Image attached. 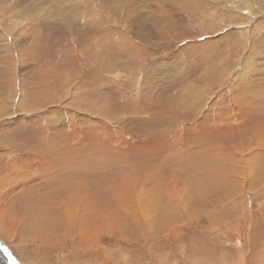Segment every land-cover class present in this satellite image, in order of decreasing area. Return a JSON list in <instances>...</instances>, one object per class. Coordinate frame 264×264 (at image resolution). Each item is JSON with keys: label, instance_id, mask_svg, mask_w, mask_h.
Segmentation results:
<instances>
[{"label": "rangeland", "instance_id": "obj_1", "mask_svg": "<svg viewBox=\"0 0 264 264\" xmlns=\"http://www.w3.org/2000/svg\"><path fill=\"white\" fill-rule=\"evenodd\" d=\"M0 72L11 264H264V0H0ZM11 129L68 153L72 195L123 219L27 222L72 172L29 187L49 154L3 158Z\"/></svg>", "mask_w": 264, "mask_h": 264}, {"label": "bare ground", "instance_id": "obj_2", "mask_svg": "<svg viewBox=\"0 0 264 264\" xmlns=\"http://www.w3.org/2000/svg\"><path fill=\"white\" fill-rule=\"evenodd\" d=\"M2 73L3 72H0V79L2 78V75H1ZM48 77L51 78L50 75ZM210 108H212V107H210ZM5 112H6L5 108H2L0 110V116L4 115ZM7 125H10V124H7ZM8 131H11L7 135V139L9 140L8 150H7L6 154H4L3 158L7 159L8 156H10L14 153H18L19 158L17 160L13 161V162H15L14 163L15 165L18 164V163H16V161H17V162H21L22 165L25 166L26 162L22 161V160H25L27 157L31 158V160L28 158V161H30L31 163H36L40 159V158L38 159L36 157H38L39 155H44V153L49 154L48 155V161H46L47 167L43 170L46 173L42 174L40 170L36 169L37 166L34 167V165L33 166H27L26 165V167L31 168V170L34 171V173L36 175V178H35L36 183L35 184H28V183L19 184V183H16V186L18 188L19 187L24 188L27 186V184L29 187L34 186V185H40V186L52 185L55 182L56 178H58L59 176L67 174L69 172H72L71 175L65 180V182L68 183L66 188H62V189L61 188H51L45 195L31 196L32 200H29L28 202L26 201L27 204H25V207L28 208V210L26 211L28 215H26L25 219H27V222H32L30 220L34 219L35 215H38L39 217L40 216H47L49 218H53V219L55 218L56 223L59 222L64 228H66L67 233L65 234V236L69 237V235L72 233V231L74 229L80 230L81 227L85 224H90L92 222H102L108 218H117V219L121 218V219H123L121 215L112 214V213L106 211L103 207H101V202L91 204L89 201H85L84 203L82 202L83 205H81L82 203L79 202V199H80L79 197H81L82 194L81 195L78 194L75 196L72 195V194H75L74 191L77 190V188L73 190V187L75 186L73 183H76V182H74L75 180L73 179L74 173L78 172L83 177V178L78 179L77 182H85L84 176H85L86 170L80 164L72 165L69 162L71 160L69 158V154L67 153L65 155L61 152H58V148L54 144L53 141L39 142V138L37 136L29 135L27 133L25 135L24 139H20V141L24 140V143L18 144L17 141H14V140H16V139L18 140L19 138H17L16 136L23 135V132L20 130H13V129L8 130ZM53 135H55V134L53 133ZM31 137H32V139L30 141H25L27 139H30ZM31 151H33V153L37 155L35 157V159H33V156L30 155ZM55 154H57V157L55 156ZM57 158H59V159H57ZM27 175L30 176L29 173H27ZM43 175H46V177L42 178ZM3 184L4 183L0 184V190L5 189V188L3 189V187H1ZM5 185H7V183ZM63 189L65 191H62ZM76 192L80 193V192H78V190ZM53 197H55V198H53ZM5 198L6 197L4 195H0V200H1L0 204L4 202ZM47 198L48 199L50 198V200H47ZM51 198H53V199H51ZM63 198H68V199L70 198V202L63 201ZM102 199L104 200V201H102L104 206H106L105 205V197H102ZM57 200H58L57 204H61L64 207H61V208L52 207L54 202H56ZM48 201L51 203L48 204ZM43 202H46L48 204L47 207L42 209V210H40L38 208L40 211L36 213V211H35V209H37L36 206L39 203L42 204ZM42 205L44 206V204H42ZM9 207H10V205H9ZM50 207L52 210L49 209ZM53 210H55V211H53ZM40 221H41L40 225L46 226L55 236L58 235L59 232L57 231V229L55 227H54V230H52L53 225L51 223L47 222L44 219H40ZM119 222H122V221H119ZM40 225L34 224L32 226V229L37 227V229H33V230L36 232L44 231ZM29 229H31V228H28V230ZM126 231H127V233H126L127 235L135 236V229L132 226H128L126 228ZM59 237L60 236H58V238ZM78 238L77 239L76 238H69V240L76 239V240H79V242H81L83 240V236H78ZM91 246H96V245L92 244L90 242L88 247H91ZM2 247H3V245L0 242V248H2ZM2 253L3 252H0V264H11L12 260L11 259L8 260V254L2 255ZM14 263L16 264V261Z\"/></svg>", "mask_w": 264, "mask_h": 264}]
</instances>
